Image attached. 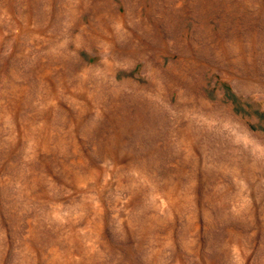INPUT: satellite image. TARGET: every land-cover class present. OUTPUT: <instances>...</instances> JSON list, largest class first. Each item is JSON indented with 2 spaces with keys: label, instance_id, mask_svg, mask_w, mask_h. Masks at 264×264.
<instances>
[{
  "label": "rangeland",
  "instance_id": "374dc122",
  "mask_svg": "<svg viewBox=\"0 0 264 264\" xmlns=\"http://www.w3.org/2000/svg\"><path fill=\"white\" fill-rule=\"evenodd\" d=\"M0 264H264V0H0Z\"/></svg>",
  "mask_w": 264,
  "mask_h": 264
}]
</instances>
